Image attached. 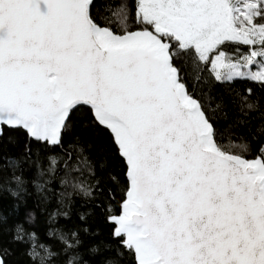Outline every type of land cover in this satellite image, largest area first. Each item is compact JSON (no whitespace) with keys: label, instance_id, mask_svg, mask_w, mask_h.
<instances>
[{"label":"snow or ice","instance_id":"1","mask_svg":"<svg viewBox=\"0 0 264 264\" xmlns=\"http://www.w3.org/2000/svg\"><path fill=\"white\" fill-rule=\"evenodd\" d=\"M93 5L0 0V135L21 128L60 146L47 171L58 175L62 200L93 198L99 184L89 158L74 143L63 147L72 114L88 106L127 164L120 214L109 220L135 264H264V144L252 159L223 150L174 66L184 58L197 82L207 72L219 83L264 86V0H135L136 30L126 7L114 26ZM24 232L17 225L18 239ZM52 235L66 264H78L79 232ZM30 238L29 255L50 264L57 253Z\"/></svg>","mask_w":264,"mask_h":264},{"label":"trees","instance_id":"2","mask_svg":"<svg viewBox=\"0 0 264 264\" xmlns=\"http://www.w3.org/2000/svg\"><path fill=\"white\" fill-rule=\"evenodd\" d=\"M129 12L130 30H136L135 0H94L92 14L103 23L119 26L120 8ZM110 9V10H109ZM243 50H247L244 48ZM183 59L174 66L184 77L190 93L202 103L210 119L217 144L230 154L252 159L264 144V86L247 79L219 83L207 72L196 81V71ZM251 89V95L248 93ZM254 107H246L244 98ZM63 147L70 143L83 149L95 173L93 185L99 184L93 198L73 194L61 198L64 191L58 175L47 171L50 155L62 153L60 146H49L30 139L21 128H3L0 135V256L4 264H40V258L30 256L35 233L38 243L57 255L50 264H66L67 256L56 230L79 232L82 244L74 253L78 264H135L134 256L114 238L110 215H119L128 185L127 164L113 143L110 130L95 122L91 110L81 106L72 114L69 130L64 134ZM30 150V155H29ZM17 161V167L9 166ZM41 173H43L41 175ZM20 176L17 185L12 176ZM43 185V189L38 188ZM67 213L56 215L54 213ZM83 217V219H81ZM17 225H23V239L17 238ZM41 256L45 253L39 248ZM72 254V253H69ZM45 264H49L46 260Z\"/></svg>","mask_w":264,"mask_h":264},{"label":"water","instance_id":"3","mask_svg":"<svg viewBox=\"0 0 264 264\" xmlns=\"http://www.w3.org/2000/svg\"><path fill=\"white\" fill-rule=\"evenodd\" d=\"M88 107V106H87ZM126 163V162H125ZM128 170V169H127ZM0 258H1V256H0Z\"/></svg>","mask_w":264,"mask_h":264}]
</instances>
